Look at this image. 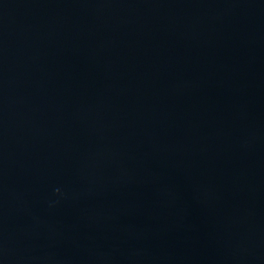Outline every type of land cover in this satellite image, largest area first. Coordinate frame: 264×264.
<instances>
[{
    "label": "water",
    "instance_id": "obj_1",
    "mask_svg": "<svg viewBox=\"0 0 264 264\" xmlns=\"http://www.w3.org/2000/svg\"><path fill=\"white\" fill-rule=\"evenodd\" d=\"M0 264H264V0H0Z\"/></svg>",
    "mask_w": 264,
    "mask_h": 264
}]
</instances>
